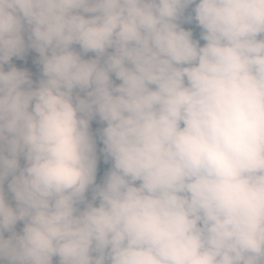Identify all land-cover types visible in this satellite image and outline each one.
I'll list each match as a JSON object with an SVG mask.
<instances>
[{
	"label": "clouds",
	"instance_id": "obj_1",
	"mask_svg": "<svg viewBox=\"0 0 264 264\" xmlns=\"http://www.w3.org/2000/svg\"><path fill=\"white\" fill-rule=\"evenodd\" d=\"M0 264H264V0H0Z\"/></svg>",
	"mask_w": 264,
	"mask_h": 264
},
{
	"label": "trees",
	"instance_id": "obj_2",
	"mask_svg": "<svg viewBox=\"0 0 264 264\" xmlns=\"http://www.w3.org/2000/svg\"><path fill=\"white\" fill-rule=\"evenodd\" d=\"M36 55L37 54L33 53L32 56H30L25 61H23L22 63L17 65V67L18 68H27L29 71L36 69L37 66L33 64V59L36 57ZM105 170H106L105 165L102 164V166L99 167V164H98V174H97L98 175V182H99L100 178L102 177Z\"/></svg>",
	"mask_w": 264,
	"mask_h": 264
},
{
	"label": "rangeland",
	"instance_id": "obj_3",
	"mask_svg": "<svg viewBox=\"0 0 264 264\" xmlns=\"http://www.w3.org/2000/svg\"><path fill=\"white\" fill-rule=\"evenodd\" d=\"M34 52H30L29 53V55L25 58V60L27 59V58H29L30 56H32V54H33ZM25 60H18V59H13V63L17 66V65H19L20 63H22L23 61H25ZM6 70H7V66H6ZM99 127V125H97V123L94 121L93 122V124H92V129H93V131L95 132V130L97 129ZM102 145H98V148L99 147H101ZM102 164H103V162L101 161L100 163H99V167H101L102 166ZM104 165V164H103ZM106 166V165H105ZM107 167V166H106Z\"/></svg>",
	"mask_w": 264,
	"mask_h": 264
},
{
	"label": "water",
	"instance_id": "obj_4",
	"mask_svg": "<svg viewBox=\"0 0 264 264\" xmlns=\"http://www.w3.org/2000/svg\"><path fill=\"white\" fill-rule=\"evenodd\" d=\"M30 72H32L33 75V79L37 80L39 78V72H38V68L31 70Z\"/></svg>",
	"mask_w": 264,
	"mask_h": 264
}]
</instances>
